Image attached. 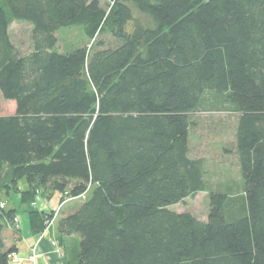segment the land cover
<instances>
[{
  "label": "trees",
  "instance_id": "16d2710c",
  "mask_svg": "<svg viewBox=\"0 0 264 264\" xmlns=\"http://www.w3.org/2000/svg\"><path fill=\"white\" fill-rule=\"evenodd\" d=\"M12 22L31 25L27 55ZM74 26L92 44L58 52L56 32ZM210 94L235 117L238 193L207 190L189 157ZM0 95L15 103L0 116V264L17 252L3 228L20 239L8 197L55 193L59 206L88 194L58 220L79 237L67 264H264V0H0ZM201 192L206 221L170 210ZM55 214L30 213L32 231Z\"/></svg>",
  "mask_w": 264,
  "mask_h": 264
},
{
  "label": "rangeland",
  "instance_id": "374dc122",
  "mask_svg": "<svg viewBox=\"0 0 264 264\" xmlns=\"http://www.w3.org/2000/svg\"><path fill=\"white\" fill-rule=\"evenodd\" d=\"M98 1L103 8H108L112 3V0ZM128 6L135 21H138L147 28H157V23L148 12H141L133 3H128ZM30 33L31 25L28 23L12 22L10 24V38L19 48L22 55H27L32 50ZM55 36L57 39L56 50L62 54L73 52L81 47L88 48L92 44L85 37L83 28L78 26L61 28L56 32ZM103 39L106 43L113 41L109 35H104ZM206 98L210 103L209 109H206V112L197 113L191 118L189 157L191 159L203 160L204 180L207 185V190L225 189L233 193H238L242 189V179L234 150L235 117L228 112L213 110V107L217 106L213 101V97L210 94ZM14 111V101H6L0 95V116L12 115ZM25 185L24 181L20 182L22 188ZM58 195L55 193L51 201V206L57 212L56 217H61L62 214L66 215L72 212L71 210L76 207H72L71 209V205H80L88 197V194H85L80 198L74 199L73 202L71 201L72 199L65 200L59 206L60 203L57 201ZM37 196L36 203L40 204L39 201L41 198H39V195ZM208 197V192L197 193L195 196L170 207V210L178 213L187 212L201 221H206L208 215ZM69 201L71 202L69 203ZM77 238L79 240L78 236ZM20 246L25 247V244L22 243ZM76 246L78 248L79 242L76 243ZM75 252V248L71 249L66 254L68 255L67 258H71Z\"/></svg>",
  "mask_w": 264,
  "mask_h": 264
},
{
  "label": "crops",
  "instance_id": "0c3cea01",
  "mask_svg": "<svg viewBox=\"0 0 264 264\" xmlns=\"http://www.w3.org/2000/svg\"><path fill=\"white\" fill-rule=\"evenodd\" d=\"M37 198L38 196L35 197L34 206L22 202L20 194L11 195L10 197H8L9 201L6 204V207L13 209L14 216L18 218V223L17 225L15 224V227H17V229L19 230L20 239L19 241H17L13 236V229H11L10 227H4L2 234L5 247L9 248L11 246H15L17 249V253L22 257H26L31 252V249L35 247L37 253L35 264H67L68 261H73L78 250L76 243H78L79 240L75 235L62 238L59 236V234L57 233V224L60 217H55L49 229L45 230L43 233L35 234L32 231L29 218L30 213L34 211L49 213L52 209H54L53 206H51L53 197H51L50 199L49 197L40 196V204L36 203ZM71 201L73 202L74 199ZM71 201H69V203ZM72 207L77 208L78 205H71L70 208L72 209ZM74 209H72L71 211H73ZM59 237L61 238L62 244L65 247V251L60 249L57 245V240ZM22 243L25 244V247L20 246V244ZM73 248H75L76 252L72 255L71 258H67V252L69 253ZM57 249L60 250L59 253H57ZM20 264L32 263L24 260L23 258V262H21Z\"/></svg>",
  "mask_w": 264,
  "mask_h": 264
},
{
  "label": "built area",
  "instance_id": "2783aa9c",
  "mask_svg": "<svg viewBox=\"0 0 264 264\" xmlns=\"http://www.w3.org/2000/svg\"><path fill=\"white\" fill-rule=\"evenodd\" d=\"M33 205L35 206V203ZM0 207L2 208L3 205L0 204ZM56 216H57V212L55 214V217ZM13 221H14V223H18V218L14 217ZM52 222L53 221H51L48 225H51ZM59 252H60V250H57V253H59ZM36 256H37L36 248L34 247L31 249V252L26 257H22L18 253H10L7 256V260L9 261V264H20L21 262H23V258H24V260H27V261L31 262L32 264H35Z\"/></svg>",
  "mask_w": 264,
  "mask_h": 264
}]
</instances>
